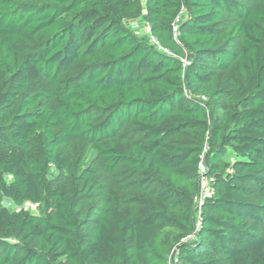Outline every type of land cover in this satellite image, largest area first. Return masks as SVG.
<instances>
[{
	"label": "trees",
	"instance_id": "trees-1",
	"mask_svg": "<svg viewBox=\"0 0 264 264\" xmlns=\"http://www.w3.org/2000/svg\"><path fill=\"white\" fill-rule=\"evenodd\" d=\"M0 264H264V0H0Z\"/></svg>",
	"mask_w": 264,
	"mask_h": 264
},
{
	"label": "rangeland",
	"instance_id": "rangeland-1",
	"mask_svg": "<svg viewBox=\"0 0 264 264\" xmlns=\"http://www.w3.org/2000/svg\"><path fill=\"white\" fill-rule=\"evenodd\" d=\"M241 1L244 2V0H241ZM136 21H137L136 27L135 28L131 27L135 35L137 37H150L148 26L145 24V22L139 19H137ZM39 41H40V38L29 37L24 42V46L26 48H32L33 45H35ZM81 65H83V62H80L78 64V66H81ZM45 84H46V80L40 79L38 82L32 85V89H34L37 86H43ZM223 101H226V100H223ZM217 113L221 114V111H218ZM124 136L128 139L130 138L128 134L123 135V137ZM63 153L66 156L71 157L75 160L76 159L81 160L83 167L93 166L94 171H95V178L97 179V181L103 184V186L106 189L115 191L119 196L131 198L134 195H137L139 193L137 190L130 188L129 185H126V180L123 179L122 177L107 175L103 170L102 162L97 154V151L91 145H89V143L82 141V140L73 141L63 147ZM228 159H232V156L228 155ZM67 176H68V173L66 171L58 172L54 169H51L49 171V177L54 182L66 183ZM208 182H209V179L205 178L202 180V187H203L204 194L208 192L207 191ZM251 198H253V195H251ZM2 205L8 208L10 211H15L18 208H20V207L15 206L8 199H4L2 201ZM21 207L35 214H42L47 211V208L44 205V203H41L39 205H31L29 203H24ZM125 208L126 207H123L122 209H125ZM133 208L137 209V207L135 206H133Z\"/></svg>",
	"mask_w": 264,
	"mask_h": 264
},
{
	"label": "built area",
	"instance_id": "built-area-1",
	"mask_svg": "<svg viewBox=\"0 0 264 264\" xmlns=\"http://www.w3.org/2000/svg\"><path fill=\"white\" fill-rule=\"evenodd\" d=\"M137 23V21L135 20V21H131L129 24L131 25V27H133V28H135L136 27V24ZM148 30H149V27H148ZM150 40L152 41V42H154V38L152 37V36H150ZM203 180V179H202ZM203 188V187H202ZM207 191L208 192H206L205 194H208L209 193V187L207 188ZM202 193L204 194V192L202 191Z\"/></svg>",
	"mask_w": 264,
	"mask_h": 264
}]
</instances>
